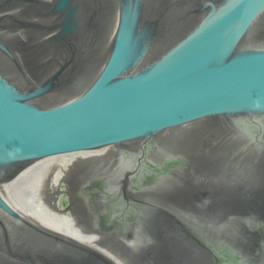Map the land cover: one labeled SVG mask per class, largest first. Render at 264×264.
<instances>
[{
  "label": "water",
  "instance_id": "obj_1",
  "mask_svg": "<svg viewBox=\"0 0 264 264\" xmlns=\"http://www.w3.org/2000/svg\"><path fill=\"white\" fill-rule=\"evenodd\" d=\"M101 150L87 229L141 264H264V0H0V264H116L8 192Z\"/></svg>",
  "mask_w": 264,
  "mask_h": 264
},
{
  "label": "bare ground",
  "instance_id": "obj_2",
  "mask_svg": "<svg viewBox=\"0 0 264 264\" xmlns=\"http://www.w3.org/2000/svg\"><path fill=\"white\" fill-rule=\"evenodd\" d=\"M105 152L79 153L37 162L9 183L8 192L15 206L45 229L92 247L116 264H141L114 235L101 234L82 225L75 209L77 202L71 183L86 171L100 168ZM63 194L70 200L66 208L60 204Z\"/></svg>",
  "mask_w": 264,
  "mask_h": 264
},
{
  "label": "rangeland",
  "instance_id": "obj_3",
  "mask_svg": "<svg viewBox=\"0 0 264 264\" xmlns=\"http://www.w3.org/2000/svg\"><path fill=\"white\" fill-rule=\"evenodd\" d=\"M62 188L65 189L64 185L62 186ZM68 202H69V197L67 194H63L60 198V204L66 208V206L68 205Z\"/></svg>",
  "mask_w": 264,
  "mask_h": 264
}]
</instances>
